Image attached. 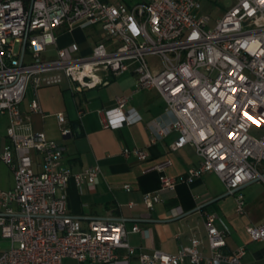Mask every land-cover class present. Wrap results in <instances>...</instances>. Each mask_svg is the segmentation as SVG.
<instances>
[{
  "label": "built area",
  "instance_id": "1",
  "mask_svg": "<svg viewBox=\"0 0 264 264\" xmlns=\"http://www.w3.org/2000/svg\"><path fill=\"white\" fill-rule=\"evenodd\" d=\"M95 24L106 40L114 41L99 40L86 53L76 41L58 44L60 28ZM51 45L56 55L46 56ZM128 70L135 78L132 93L116 94L111 106L97 109L102 125L115 128L139 120L128 100L143 88H154L164 99L163 112L172 117L157 133L176 130L171 148L191 144L200 156L179 176L163 173L169 158L149 165L145 170L160 172V188L145 192L144 203L152 207L160 190L213 171L234 194L235 211L246 212L238 189L264 180L258 168L264 167V0H232L213 20L202 0H0V114L9 117L0 159L14 179L12 187L0 188V237L9 241L0 246V264H62L65 257L78 264H115L134 255L139 264H253L243 261L244 245L224 252L226 232L217 226L215 212L204 211V233L194 232L175 252L137 249L127 240L121 218L96 217L84 226L68 213V180L93 187L100 166L80 171L65 166L64 145L33 130L19 104L29 82L30 110L41 112V86L65 77L81 91ZM56 117L61 135H71L65 114ZM121 152L148 158L143 147L124 146ZM245 229L264 244V220ZM131 230L140 227L134 223ZM118 248H125L121 256Z\"/></svg>",
  "mask_w": 264,
  "mask_h": 264
},
{
  "label": "crops",
  "instance_id": "2",
  "mask_svg": "<svg viewBox=\"0 0 264 264\" xmlns=\"http://www.w3.org/2000/svg\"><path fill=\"white\" fill-rule=\"evenodd\" d=\"M65 31L60 28L58 35ZM69 42L60 44L58 41V44ZM81 51L86 53L83 49ZM134 81L133 72L128 70L81 91L73 90L70 82L41 86L37 91L41 112L30 110L34 94L28 95L26 90L19 104L20 110L29 117L33 130H43L47 136L64 145L63 164L72 171L94 164L100 166L93 187L85 182L78 186L73 178L68 180L65 187L68 213L78 216L84 226L96 217L121 218L127 230V240L137 249L175 252L179 242H187L194 232L204 233L203 212H215L217 226L226 232L224 252L231 253L237 246L244 245L247 252L243 261L256 264L264 258V244L258 241L262 243L260 247L250 248V243L256 240L249 237L245 226L260 219L236 214L234 194L227 192L224 182L215 172H205L191 182H179L173 190H160V200L152 207L144 203L145 192L160 188V172L145 170L149 165L169 158L171 164L163 173L179 176L196 166L200 156L191 144L171 148V143L178 136L176 130L171 129L163 135L157 133L172 117L163 112L164 99L154 88H143L128 100L127 106L137 111L139 120L115 128L102 125L97 109L111 106L116 94L130 95ZM79 108L83 109L81 116L78 115ZM57 112L65 114L66 125L72 127V123L77 122L80 133L74 134L73 131L71 135L62 136ZM7 139L6 136V140L0 143V149ZM124 146L143 147L148 158L139 160L134 156H124L121 152ZM13 183L12 172V182L0 185V188H10ZM124 184H129L130 189H125ZM134 223L140 230H131ZM124 252L125 248L117 249L120 256ZM115 264H139V261L134 255L128 262ZM220 264L229 263L221 261Z\"/></svg>",
  "mask_w": 264,
  "mask_h": 264
},
{
  "label": "rangeland",
  "instance_id": "3",
  "mask_svg": "<svg viewBox=\"0 0 264 264\" xmlns=\"http://www.w3.org/2000/svg\"><path fill=\"white\" fill-rule=\"evenodd\" d=\"M128 4L139 0H123ZM232 3V0H202V9L207 12L211 19L213 20L216 16L220 15L223 10ZM65 30V28H63ZM69 34V38L71 40L76 41L80 49H83L84 52H89L91 47L99 40L104 41L106 44L112 43L114 39L106 40L104 36V31L99 27V25H88L86 27H75L71 31H67ZM56 51L51 45L49 51L46 52V56H55ZM154 57L149 56V60H153ZM65 82H69L65 77L62 80V84ZM59 84H50L45 87L56 86ZM74 83H70L72 87ZM41 88V87H39ZM38 88V90H39ZM37 90V91H38ZM28 95H33L31 82L28 84L27 89ZM34 96V95H33ZM8 125L7 115L0 114V143L6 140V127ZM252 132L256 134L255 128H252ZM259 170L264 173V167L262 165L258 166ZM12 182V172L6 163L0 160V185L10 184ZM237 192L242 193L244 198V206L246 209L245 213H238V215H243L246 218H257L260 220H264V180L257 179L251 182L244 184L242 187L238 189ZM9 245V241L0 237V246L7 247ZM262 243L258 241H253L250 243V248L260 247ZM62 264H78V262L71 258L67 257L63 259ZM256 264H264V258L258 260Z\"/></svg>",
  "mask_w": 264,
  "mask_h": 264
},
{
  "label": "trees",
  "instance_id": "4",
  "mask_svg": "<svg viewBox=\"0 0 264 264\" xmlns=\"http://www.w3.org/2000/svg\"><path fill=\"white\" fill-rule=\"evenodd\" d=\"M65 39V40H62ZM71 39L69 38V34L67 31L63 32L62 34H60L58 41L60 44H65L66 42H69Z\"/></svg>",
  "mask_w": 264,
  "mask_h": 264
},
{
  "label": "water",
  "instance_id": "5",
  "mask_svg": "<svg viewBox=\"0 0 264 264\" xmlns=\"http://www.w3.org/2000/svg\"><path fill=\"white\" fill-rule=\"evenodd\" d=\"M72 127H73V131H74V134H79V127H78V123L77 122H73L72 123Z\"/></svg>",
  "mask_w": 264,
  "mask_h": 264
}]
</instances>
